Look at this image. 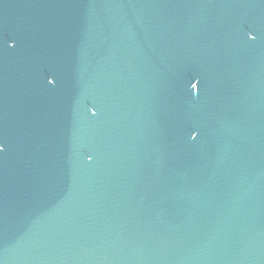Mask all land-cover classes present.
<instances>
[{
  "label": "water",
  "instance_id": "1",
  "mask_svg": "<svg viewBox=\"0 0 264 264\" xmlns=\"http://www.w3.org/2000/svg\"><path fill=\"white\" fill-rule=\"evenodd\" d=\"M0 264H264V0H0Z\"/></svg>",
  "mask_w": 264,
  "mask_h": 264
}]
</instances>
